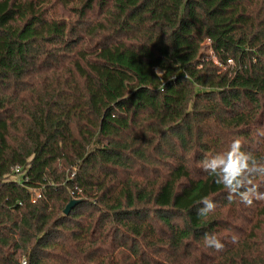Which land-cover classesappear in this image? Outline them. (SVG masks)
I'll return each instance as SVG.
<instances>
[{"label":"trees","instance_id":"obj_1","mask_svg":"<svg viewBox=\"0 0 264 264\" xmlns=\"http://www.w3.org/2000/svg\"><path fill=\"white\" fill-rule=\"evenodd\" d=\"M262 132L264 0H0V264H264Z\"/></svg>","mask_w":264,"mask_h":264},{"label":"clouds","instance_id":"obj_2","mask_svg":"<svg viewBox=\"0 0 264 264\" xmlns=\"http://www.w3.org/2000/svg\"><path fill=\"white\" fill-rule=\"evenodd\" d=\"M260 134L264 135V132ZM241 148L242 142L239 139L232 141L227 151L222 152L218 158L212 159L210 163L207 160L202 161V168L215 177L217 184L223 186L228 193L229 201L239 198L240 202L250 207L254 200L264 201V192H260L259 186L254 183L255 177L264 176V171H259L264 165L253 163L250 166L248 161L250 159L255 161L256 158L251 153L245 154ZM209 169L211 171H207ZM257 172L259 174L249 175ZM241 187H245L246 190L239 191ZM200 203L203 205L198 209V215L201 217H206L216 208L215 203L207 197L202 198ZM204 239L207 247L215 248L217 251L224 247L215 235L206 234ZM236 239L237 237L233 236L232 242L235 243Z\"/></svg>","mask_w":264,"mask_h":264},{"label":"water","instance_id":"obj_3","mask_svg":"<svg viewBox=\"0 0 264 264\" xmlns=\"http://www.w3.org/2000/svg\"><path fill=\"white\" fill-rule=\"evenodd\" d=\"M80 201L76 199H71L69 202L66 204V208L64 209V214L67 215V213L70 212L71 209H73Z\"/></svg>","mask_w":264,"mask_h":264},{"label":"rangeland","instance_id":"obj_4","mask_svg":"<svg viewBox=\"0 0 264 264\" xmlns=\"http://www.w3.org/2000/svg\"><path fill=\"white\" fill-rule=\"evenodd\" d=\"M66 13H67V12H66L64 9H61V10L58 11V14H59V15L62 14V15L65 16V15H67Z\"/></svg>","mask_w":264,"mask_h":264},{"label":"built area","instance_id":"obj_5","mask_svg":"<svg viewBox=\"0 0 264 264\" xmlns=\"http://www.w3.org/2000/svg\"><path fill=\"white\" fill-rule=\"evenodd\" d=\"M39 196V195H38Z\"/></svg>","mask_w":264,"mask_h":264}]
</instances>
